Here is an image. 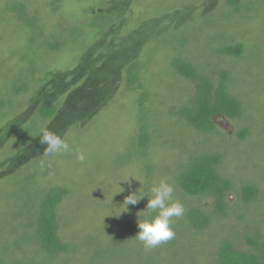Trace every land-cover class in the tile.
Masks as SVG:
<instances>
[{"label":"rangeland","instance_id":"374dc122","mask_svg":"<svg viewBox=\"0 0 264 264\" xmlns=\"http://www.w3.org/2000/svg\"><path fill=\"white\" fill-rule=\"evenodd\" d=\"M238 2L236 9L227 0H0V264H214L227 240L259 253L247 238L264 242V0ZM111 11V19L97 20ZM25 17L42 28L39 37ZM239 43L240 58L219 52ZM134 56L141 82L131 88L122 70ZM85 58V75L108 83L107 106H99L98 85L84 94L78 76L69 75L65 82L76 86L60 92L55 127L27 110L47 75L70 73ZM179 58L216 87L228 72L227 91L242 101L243 116L216 117L212 133L178 120L177 112L195 107L197 87L175 69ZM50 124L71 150L31 156L27 146L45 149L40 139ZM144 128L157 134L146 150L139 147ZM13 131L15 138L6 136ZM209 154L222 155L218 171L235 187L219 215L214 196L187 198L174 184L188 160ZM162 180L185 212L173 218V240L149 249L135 236L138 221L155 214L144 210ZM248 184L260 192L245 202ZM54 187L69 191L57 216L62 241L71 243L56 257L43 251L36 229ZM138 190L146 196L114 216ZM191 208L214 214L204 231L182 225Z\"/></svg>","mask_w":264,"mask_h":264},{"label":"trees","instance_id":"16d2710c","mask_svg":"<svg viewBox=\"0 0 264 264\" xmlns=\"http://www.w3.org/2000/svg\"><path fill=\"white\" fill-rule=\"evenodd\" d=\"M227 1L236 9L240 7L238 2L239 0ZM113 14V11L110 13L102 12L100 15L97 14L96 17L97 20L104 21L111 19ZM25 21L28 22L29 26L35 31L37 37H39L42 32V28L38 27L34 20L29 17H25ZM219 52L223 55L240 58L245 52V47L240 43L233 44L220 48ZM86 62L85 58L83 63H81L78 68L76 67V69L72 70V67H69L68 71L70 73H66L67 71H57L56 73H50L47 75L45 78L47 79V83L44 81L46 84L39 90L37 95L34 94L31 97V102L25 105L28 107L27 110L33 112L34 115L39 116L43 121L51 120V122H53L52 120H54L60 113V108L62 107V102L59 100V95H61L60 92H63L64 90L69 92V89H72L73 85H75V83L71 81H69L68 84L65 82L64 77L69 75L78 76V79H80L81 82L77 84V81H75L78 85L75 86L80 87L81 90H85L84 94H88V92L95 93L99 89L98 98L101 100L99 106L101 109L102 107L107 106L108 101L113 96L109 89H107L106 85L108 83L105 85L104 81L102 82L98 80V76L96 77V80V78L93 77V74L85 75ZM102 64L103 63L101 62L100 72L104 69V67L102 68L101 66ZM174 67L181 76L186 77V79H191L197 86L195 93V107L192 109H181L177 112L176 117H179L178 120H182L183 122L187 121L199 132L212 133L217 130L215 122L216 117L238 119L243 116L244 106L242 101L236 96L230 95L227 91L226 81L228 78V72H224L222 74L220 86L216 87L210 76L197 72L190 64L182 61L180 58L175 60ZM79 72H82L84 75ZM122 73L124 74L125 81L129 83L131 88L138 82H141V68H139L136 56L128 61H125ZM82 76H85V78L81 79L80 77ZM86 78L94 80V82H86ZM95 85H98L99 88L94 89ZM53 87H56L58 91L51 92L50 90ZM62 94L67 95V93ZM27 122L28 118L24 123ZM57 122V119L54 120V127ZM51 124L49 128L50 132L53 130V126H51ZM143 126H147V124L143 123ZM146 128L140 132L143 136L139 137V147L144 150H146L149 142L157 137L156 131L150 130V132H148ZM247 132L248 129L244 130L240 134V138L245 137ZM8 133L9 135H6L7 137H16L13 135L14 131L12 133ZM21 135H28V133L24 130ZM2 142L5 143L6 141L3 140ZM38 144L39 142L33 141L27 146V151H30L29 153H31V156H40L45 154V149L39 150L37 146ZM221 161L222 155L220 154H209L200 157L196 156L192 158L191 161L188 160L185 166L174 175V184L181 196H186L187 198L214 196L217 203L214 211L215 215H219L225 211L228 193L235 188L231 179L225 178L219 173L218 166ZM8 162H10L9 159L7 163ZM241 191L243 200L245 202H250L259 195L260 189L257 185L248 184L243 186ZM68 192L69 191L63 187H54L50 190L47 198L41 205L42 210L38 226L36 228L37 238L40 242L41 248L48 256L56 257L64 252H70L71 249L70 241H68L69 243L63 242L62 236L59 234V217L57 216L58 208L65 200ZM213 215L212 213H206L198 208H191L186 211L185 221L182 225L186 224L190 228H194L198 232H202L211 224ZM250 236L251 235L247 238L248 241L258 247L259 253H245L238 251L234 249L233 244L227 240L223 241L220 246H218L219 249L216 254L214 264H264V242H258L255 239L250 238ZM172 240L173 238L170 241Z\"/></svg>","mask_w":264,"mask_h":264},{"label":"clouds","instance_id":"9594fccd","mask_svg":"<svg viewBox=\"0 0 264 264\" xmlns=\"http://www.w3.org/2000/svg\"><path fill=\"white\" fill-rule=\"evenodd\" d=\"M40 143L45 146L46 155L71 150L65 139L50 131L43 132ZM77 159L83 162L85 159L84 154L78 153ZM151 192L152 196H147L148 202L144 211L149 214H156L154 216H146L143 221H138L139 232L135 236L143 242L145 248L149 249L155 248L174 237L173 218L181 217L185 212L184 206L180 201H173L174 187L166 180H162L158 185L153 186ZM145 196L140 194L139 190L126 196L122 204L124 205V211L114 216L119 217L121 213L128 211V205L138 204Z\"/></svg>","mask_w":264,"mask_h":264}]
</instances>
